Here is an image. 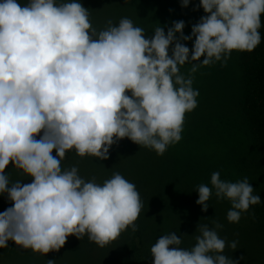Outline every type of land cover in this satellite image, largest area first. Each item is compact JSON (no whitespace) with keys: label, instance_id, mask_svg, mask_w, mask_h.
Returning <instances> with one entry per match:
<instances>
[{"label":"clouds","instance_id":"9594fccd","mask_svg":"<svg viewBox=\"0 0 264 264\" xmlns=\"http://www.w3.org/2000/svg\"><path fill=\"white\" fill-rule=\"evenodd\" d=\"M193 7L206 15L190 34L179 20L146 38L127 17L97 31L81 0H0V195L11 202L0 212V248L12 240L44 255L70 235L103 248L129 227L137 230L143 204L133 182L119 171L103 182L86 180L61 161L73 150L107 159L125 137L163 155L182 139L185 114L198 105L191 73L226 65L233 51L251 52L264 26V0H199ZM182 41H193L191 50ZM10 164L32 181L10 183ZM210 184L196 187V203L206 211L214 189L231 203L230 223L262 202L247 177L232 182L214 171ZM222 227L198 224L190 248L174 231L159 236L150 247L153 264H239L224 254L238 241L221 238Z\"/></svg>","mask_w":264,"mask_h":264},{"label":"trees","instance_id":"16d2710c","mask_svg":"<svg viewBox=\"0 0 264 264\" xmlns=\"http://www.w3.org/2000/svg\"><path fill=\"white\" fill-rule=\"evenodd\" d=\"M19 2L24 4L27 0ZM81 3L88 8L89 19L97 31L104 29L109 19L115 24L127 17L135 26L145 30L146 38L154 35L153 30L160 25L167 32L173 21L184 20L185 25L186 21L193 22L195 12L192 8L199 4L197 0H190L187 7L181 6V0H81ZM183 31L185 35L190 34L191 26L186 25ZM259 31L262 40L254 50L233 51L228 59L246 62L251 68L250 77L245 80L243 98L252 107L251 118L259 125L258 130L264 139V26ZM182 42L191 50V41ZM217 63L212 64L216 72L213 68L202 66L191 73L193 88L199 90L198 107L211 105L218 108L227 102L226 69H223L222 62ZM190 69L191 64H185L180 71L187 76ZM189 114L187 112V116ZM191 135L195 137L193 140L181 139L168 146L163 155H157L154 150L138 145L127 137L111 146L107 159L80 157L74 150L68 151L61 161L62 169L76 166L83 178L90 180L95 177L98 183L119 171L136 185L143 204L135 222L137 230L132 231L129 227L103 248L86 236L78 239L70 235L59 251L44 255L23 249L9 240L7 248H0V264H47L49 259L55 260V264H153L150 247L159 236L174 231L181 236V247L190 248L195 243L194 237L199 234L195 232L198 224H208L211 228L217 222L223 225L217 229L221 238L228 242L238 241L235 250L226 247L224 254L238 260L239 264H264V248L260 252L254 246L247 236L248 231L239 222L230 223L227 220L226 214L231 208L229 200L217 199L213 189L206 211L196 203V187L200 184L211 187L212 172L219 171L221 179L235 182L240 174L241 162L227 159L226 148L221 143L224 140L222 133L204 126L202 131ZM53 155H56L55 150ZM6 172L10 183L18 180L30 183L33 179L24 176L11 164ZM10 206L6 194L0 195V212Z\"/></svg>","mask_w":264,"mask_h":264},{"label":"rangeland","instance_id":"374dc122","mask_svg":"<svg viewBox=\"0 0 264 264\" xmlns=\"http://www.w3.org/2000/svg\"><path fill=\"white\" fill-rule=\"evenodd\" d=\"M197 2L199 3V0ZM192 10L195 12V19L189 23L186 21V25L189 26L197 23L202 15H206L202 12V7L196 10L192 8ZM207 67L213 68L216 72V67L212 64ZM223 69H226L227 74L225 106L218 108H212L211 105L206 108L197 106L189 112L188 116L186 113L182 140H193L195 137L191 133L196 134L202 131L204 126L216 133H222L224 140L221 143L226 148L227 159L241 162L237 180L247 177L255 189L254 194L258 193L262 199L260 204L252 205L247 212H243L239 221L248 231L249 239L261 252L264 248V233L262 232L264 231V139L263 134L258 130L259 125L251 118L252 107L243 98L245 80L250 77L251 68L246 62L228 59Z\"/></svg>","mask_w":264,"mask_h":264}]
</instances>
